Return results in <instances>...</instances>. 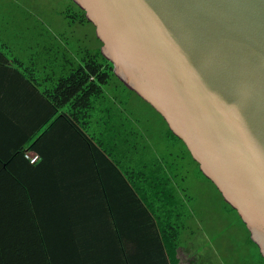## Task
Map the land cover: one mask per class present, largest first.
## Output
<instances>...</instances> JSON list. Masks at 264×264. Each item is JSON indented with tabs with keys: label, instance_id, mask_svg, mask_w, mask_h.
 I'll use <instances>...</instances> for the list:
<instances>
[{
	"label": "crops",
	"instance_id": "0c3cea01",
	"mask_svg": "<svg viewBox=\"0 0 264 264\" xmlns=\"http://www.w3.org/2000/svg\"><path fill=\"white\" fill-rule=\"evenodd\" d=\"M21 1L0 0V222L13 214L26 224L27 238L29 221L36 222L53 264H171L153 213L109 153L115 155L117 143L121 163L132 165L125 138L133 136L147 162L158 158L164 167L174 166L163 174L185 176L180 164L167 165L149 151L146 128L129 103L112 98L119 119L107 105L102 118L111 125H94L93 132L84 131L67 107L57 109L42 88H52L82 63L78 53L92 48L76 31L88 24L67 22L66 9ZM27 151L40 160L31 163ZM162 183L179 187L173 177ZM191 256L178 249L180 264H194Z\"/></svg>",
	"mask_w": 264,
	"mask_h": 264
},
{
	"label": "water",
	"instance_id": "95a60500",
	"mask_svg": "<svg viewBox=\"0 0 264 264\" xmlns=\"http://www.w3.org/2000/svg\"><path fill=\"white\" fill-rule=\"evenodd\" d=\"M264 256V0H74Z\"/></svg>",
	"mask_w": 264,
	"mask_h": 264
},
{
	"label": "trees",
	"instance_id": "16d2710c",
	"mask_svg": "<svg viewBox=\"0 0 264 264\" xmlns=\"http://www.w3.org/2000/svg\"><path fill=\"white\" fill-rule=\"evenodd\" d=\"M66 17L71 24L78 23L84 25L92 23L88 20L85 11L74 2L67 8ZM98 41L99 47L97 49L82 51V63L78 65V68L70 76L55 81L56 83L52 88H42L43 93L54 103L57 109L67 107V112L70 116L86 132H93L94 125L102 129L111 125V122H106L102 118L105 117L104 114H107L105 111L107 105L114 120L119 119L116 114H113V110H111L110 102L113 101L112 98H115V103H121L123 105L128 104L134 94L144 100L116 76L114 64L103 55L101 51L103 43L100 39ZM28 75L32 80L37 82L31 73L28 72ZM38 85L41 86L40 83ZM107 86L112 88V92L106 91ZM121 97L123 98L121 99ZM116 126L119 127V124H115ZM131 127L132 124L129 125L130 129ZM168 134L170 137L169 140L173 142L174 146H172L177 149L179 148L178 150L182 154L183 161L186 160L188 154L193 158L184 141L176 136L169 126ZM125 144V147L129 149L132 163L129 167L121 163L117 143H115L116 148H114L115 155H111V152L109 154L130 178L137 193L153 213L160 229L170 263L180 264L178 257L180 229L179 226H173L179 224L178 221L182 215L179 211L182 206L181 201L175 195L176 190L178 191V186L174 187L162 182L173 177L178 181L180 188V183L182 182L181 173L179 171V174L174 172L172 176H168L166 173L163 174L168 168L171 170L175 169L166 160L164 162L167 165L169 164L168 168L166 166L164 167L158 158L155 163H150V165L148 163L146 164V153L141 152L140 149H136L140 145L136 137L131 136L130 138H125ZM193 161L199 166V163L194 158ZM178 167L181 171L184 168L182 165ZM200 172L208 179L201 169ZM140 181L149 183L154 181L156 184L150 188H144L141 186ZM233 209L238 212L235 208ZM9 216H5L4 220L0 222V264H53L38 224L36 222L32 223L31 220L29 221L27 238L26 224L23 225L20 221L16 222L18 220L14 219L11 213H9ZM18 223L19 229L17 227ZM251 240L255 243L253 239ZM257 247L259 248L258 245Z\"/></svg>",
	"mask_w": 264,
	"mask_h": 264
},
{
	"label": "rangeland",
	"instance_id": "374dc122",
	"mask_svg": "<svg viewBox=\"0 0 264 264\" xmlns=\"http://www.w3.org/2000/svg\"><path fill=\"white\" fill-rule=\"evenodd\" d=\"M71 1L35 0L33 7L45 10L52 8L51 11L67 10L72 5ZM76 32L80 35L78 40H86L92 49L98 48L93 23L84 27L77 26ZM82 56V52L78 53V57ZM106 91L112 92V88L107 86ZM129 106L135 116L141 117L142 127L146 128L148 144L153 148L149 151L154 156L159 155L170 163H179L184 167L182 173L185 176L181 174L183 183H180L182 187H178V196L183 201L185 197V203H181L179 224L173 225L180 229L179 249L192 253L194 264H264V256L252 242L251 233L239 213L229 206L217 186L201 174L199 166L190 155H187L189 163L184 162L179 148L173 147V142L168 139V124L162 115L136 94L129 101ZM146 163L150 165L153 162Z\"/></svg>",
	"mask_w": 264,
	"mask_h": 264
},
{
	"label": "built area",
	"instance_id": "2783aa9c",
	"mask_svg": "<svg viewBox=\"0 0 264 264\" xmlns=\"http://www.w3.org/2000/svg\"><path fill=\"white\" fill-rule=\"evenodd\" d=\"M24 155L33 164L37 163L41 158L38 153L25 152Z\"/></svg>",
	"mask_w": 264,
	"mask_h": 264
},
{
	"label": "bare ground",
	"instance_id": "6f19581e",
	"mask_svg": "<svg viewBox=\"0 0 264 264\" xmlns=\"http://www.w3.org/2000/svg\"><path fill=\"white\" fill-rule=\"evenodd\" d=\"M27 152H29V151H27Z\"/></svg>",
	"mask_w": 264,
	"mask_h": 264
}]
</instances>
